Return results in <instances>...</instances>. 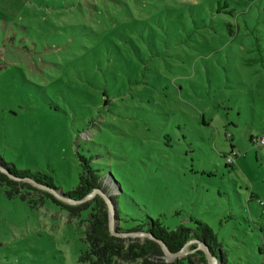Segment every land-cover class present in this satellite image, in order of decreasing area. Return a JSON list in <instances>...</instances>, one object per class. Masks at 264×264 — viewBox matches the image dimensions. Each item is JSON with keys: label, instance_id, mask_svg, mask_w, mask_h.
<instances>
[{"label": "rangeland", "instance_id": "374dc122", "mask_svg": "<svg viewBox=\"0 0 264 264\" xmlns=\"http://www.w3.org/2000/svg\"><path fill=\"white\" fill-rule=\"evenodd\" d=\"M261 139L264 0H0V156L65 193L90 160L122 229L200 220L228 264H264ZM0 173L16 181L0 178V264H91L97 196L57 188L60 205ZM136 233L114 235L129 250ZM160 250L117 264H213L200 247Z\"/></svg>", "mask_w": 264, "mask_h": 264}, {"label": "trees", "instance_id": "16d2710c", "mask_svg": "<svg viewBox=\"0 0 264 264\" xmlns=\"http://www.w3.org/2000/svg\"><path fill=\"white\" fill-rule=\"evenodd\" d=\"M81 161L83 163V169L80 173L78 184L75 188L65 193L60 187L55 186L53 177L49 172L17 169L15 166L6 163L0 156V165H2L11 176L40 184L50 190L59 191L57 190L58 188L60 189L59 193L73 200L84 199L93 189L102 190L101 181H99L100 171L98 169H93L91 165H89L90 160L81 158ZM232 161L233 157L232 155H229L227 164H232ZM107 176H111V174H107ZM113 177L112 179L116 181L115 176ZM0 178L13 184L16 183V181L9 179L8 175L3 173H0ZM22 184H25L26 187L30 189L38 190L30 183ZM116 184L119 187L117 181ZM42 192L55 203L60 205L63 204L61 201L54 198L52 192ZM120 192L121 186L120 190H118V195ZM105 193L111 198L114 207V221L115 224H118L115 232H145L150 234L153 239L147 237L142 246L135 245L129 250H125L122 240L113 235L109 229V214L106 203L100 196H97L95 198L94 207L92 204L89 208L85 207V209H90L88 213L90 216H87L88 224L85 229L87 248L80 254V260L89 261L91 264H117L119 260H127L130 259L131 256H137L139 250L141 254L140 256L162 254V251L160 250L161 244L159 243L162 242L171 252H178L185 246L197 248L202 245L211 252L216 258L218 264H228L229 258L222 248L215 231L208 224L200 220H195V223L197 224L195 227L179 225L176 229H169L164 225L160 218H148V220L143 221L131 230L126 231L120 227V216L117 212V204L114 200L115 196L110 195L108 192ZM8 194L10 196H16L12 189L8 191ZM65 206L67 208L76 207L69 205ZM203 261L207 264L205 258H203ZM179 262L180 264H183V261ZM154 264H178V262L166 263L161 261Z\"/></svg>", "mask_w": 264, "mask_h": 264}, {"label": "water", "instance_id": "95a60500", "mask_svg": "<svg viewBox=\"0 0 264 264\" xmlns=\"http://www.w3.org/2000/svg\"><path fill=\"white\" fill-rule=\"evenodd\" d=\"M0 170H2V171H4L5 169H2L1 167H0ZM8 173V172H7ZM10 175V174H9ZM11 176V175H10ZM11 177H13V178H15L14 176H11ZM35 185H37V186H42V185H40V184H37V183H35ZM42 187H44V186H42ZM44 188H46V187H44ZM47 190H49V191H51L53 194H54V190H50V189H48V188H46ZM94 190H98V191H101V189H94ZM107 195V194H106ZM96 196H100L103 200H104V202L106 203V205H107V209H108V214H109V217H110V221H112L113 220V218H114V207H113V204H112V200H111V198L109 197H106L104 194H100V193H96L95 191H91L89 194H87V196L84 198V199H82V200H79V201H84V200H86V199H93V198H95ZM61 199H63V200H66V201H68V200H73V199H69V198H61ZM75 201V200H74ZM110 230H111V232H112V234L114 235V234H118L119 232H114L113 230H112V223L110 224ZM136 235H141V236H146V237H150V238H152L151 237V235L150 234H148V233H145V232H137L136 233ZM153 239V238H152ZM160 244H161V246L162 247H164L166 250H167V252L170 254V255H173V256H178V255H180L181 254V250L180 251H178V252H176V253H172L162 242H159ZM189 244V243H188ZM187 244V245H188ZM200 248H203L205 251H206V253H207V256H208V258H210L212 261H213V264H218L217 263V260H216V258L211 254V252L208 250V249H206L204 246H200Z\"/></svg>", "mask_w": 264, "mask_h": 264}, {"label": "built area", "instance_id": "2783aa9c", "mask_svg": "<svg viewBox=\"0 0 264 264\" xmlns=\"http://www.w3.org/2000/svg\"><path fill=\"white\" fill-rule=\"evenodd\" d=\"M258 142H260V143L262 144V143H264V140H262V139H261V140H260V141H258Z\"/></svg>", "mask_w": 264, "mask_h": 264}]
</instances>
